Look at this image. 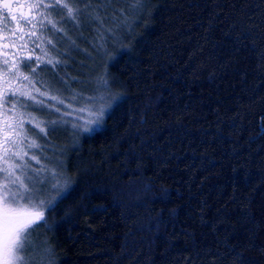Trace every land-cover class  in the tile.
Here are the masks:
<instances>
[{
  "label": "trees",
  "instance_id": "16d2710c",
  "mask_svg": "<svg viewBox=\"0 0 264 264\" xmlns=\"http://www.w3.org/2000/svg\"><path fill=\"white\" fill-rule=\"evenodd\" d=\"M100 6L53 73L71 93L106 79L112 106L77 131L75 191L38 240L54 264H264V0Z\"/></svg>",
  "mask_w": 264,
  "mask_h": 264
},
{
  "label": "snow or ice",
  "instance_id": "6c2138e0",
  "mask_svg": "<svg viewBox=\"0 0 264 264\" xmlns=\"http://www.w3.org/2000/svg\"><path fill=\"white\" fill-rule=\"evenodd\" d=\"M112 2L114 0H108V5ZM121 2L126 3L127 7L119 10L120 15L127 18L136 15L143 8V0ZM94 3L98 6L93 7ZM102 4L103 0H34L29 3L0 0V33H3L0 35V41H4L3 71L0 72V79L4 84L0 89V108H3L4 113L3 119L0 120V161L6 165L0 169L5 173V183L0 184V264H31L25 253L32 230L46 222L45 211H52L59 202L75 191V186L58 167L48 168L47 165H41L39 169H35L31 166V161L39 164L40 158L36 155L29 156L26 148L40 146L35 139L29 141V132L33 129H38L39 133L44 134L47 131H55L58 126H66L69 123L68 116L87 111L88 118L83 124L78 122L80 117L77 115L71 126L74 131L89 133L95 130L94 125H99L104 119L105 109L112 106L111 103H106L99 108L85 106L67 111L71 105L65 104L64 99L57 95H51L50 84H41L45 91L36 87L38 71L43 70L40 65H58L59 61L51 58L42 60L40 56H36L37 67L31 68L30 72L25 74L23 69H29L33 57L14 53L10 59L9 48L27 49L29 44H34L47 56V50L43 48L42 43H36L44 41L47 25H51L50 30L58 32L62 29L57 28V24L67 20L83 18L96 22L100 18L99 22L102 24L107 16L105 7L100 6ZM25 8L35 15H25ZM102 12L104 16L101 18ZM56 15L60 16V20L54 19ZM11 24H15V27H10ZM28 25H31V28L25 31L24 28ZM47 43L51 45L52 40H47ZM99 47H103V44ZM100 87L106 93L108 81L100 78ZM100 99H103V96ZM118 99L119 97H112L113 101ZM9 100L13 101L10 109L6 107ZM49 100L55 103L49 105ZM60 106H64L65 110L62 111ZM36 111L58 115V119L40 120L31 114ZM26 123L32 125V128L25 127ZM26 157L28 159H25ZM51 191H55L54 196L49 194ZM45 194H49L48 198L42 199Z\"/></svg>",
  "mask_w": 264,
  "mask_h": 264
},
{
  "label": "rangeland",
  "instance_id": "374dc122",
  "mask_svg": "<svg viewBox=\"0 0 264 264\" xmlns=\"http://www.w3.org/2000/svg\"><path fill=\"white\" fill-rule=\"evenodd\" d=\"M83 7V5H81ZM54 19L60 20V16L56 15L54 16ZM100 18L97 19L99 21ZM96 21V22H97ZM96 22H89L87 20H84L83 18L78 20H67L66 22L57 24V28L62 29V31L54 32L51 29V25H47V28L44 31V41H36V43L40 44L42 43L43 48L47 50V56L42 53L41 48L36 47L34 44H29L27 49H14L11 48L9 50V56L10 59L14 53L19 55H31L33 57L32 64L30 65L29 69H23L25 74H28L30 72V69L33 67H37V63L35 61L36 56H40L42 60H47L48 58H51L54 61H59L58 65L55 64H42L40 65V68L43 70L38 71V77L36 87L40 88L41 91H45V87H41L42 83L46 82V85H51V95H57L59 98L64 99L65 104H70L71 108H68L67 111L71 112L73 108L79 109L81 107H96L99 108L101 105L105 104V98L100 99V97L103 96V93L100 92L99 85L95 86L94 90L96 92H93L92 95L87 93H71L72 87L71 83L64 78L62 79V76H60V79L65 84H61L57 82V74L53 73V71H57L58 68H62V71L65 73H68V68H71V54H74L77 51H85L83 48H81V43L83 39H85V35L82 33V30L86 27L85 24L92 25ZM52 40V44H48L47 40ZM55 45V47H53ZM90 46L95 50L96 52H100V47H98L95 42H90ZM97 46V47H96ZM63 47V49L61 48ZM31 49V51H29ZM92 50V51H93ZM70 57H66V53ZM69 59V60H68ZM3 53L0 52V72L3 71ZM51 71V72H50ZM15 83V82H13ZM61 84V85H59ZM4 87L3 80L0 79V89ZM70 91V92H69ZM75 97V98H74ZM89 98H92L89 100ZM12 100L8 101V107L11 108ZM49 105L54 104L55 101H47ZM62 108V111H64V106H60ZM106 110V109H105ZM31 111V110H29ZM11 115V112L8 113ZM32 115L36 116L40 120L44 121H51L58 119V115H48L46 112H31ZM3 108H0V120L3 119ZM79 116V123L83 124L84 120L88 118V113L85 111L84 113H75L72 116H68L67 119L69 120V123L65 125L58 126L55 131H47L46 134L39 133L38 129H33L29 132V141L32 139L36 140V143L40 146L39 148H31L27 149L29 153V156L36 155L38 158H40V163L37 164L35 161H31V166L35 169H39L41 165H47L48 168H57L62 173L65 170L66 165L68 164V158L70 155V150H72L75 147H72L73 144L75 145V141H77V131H74L71 122L75 119V116ZM25 127L32 128V125L25 124ZM94 129H97L98 125L93 126ZM82 132L81 130H79ZM39 133V135H37ZM52 135L55 138V141L51 138ZM65 144L67 145H63ZM27 143V142H26ZM61 143V144H60ZM25 159H28L26 157ZM6 167V165L3 163V161H0V169ZM64 175V173H63ZM5 173L3 171H0V184L5 183L4 180ZM50 188V186H49ZM50 195L54 196L55 191H51L49 193ZM49 194H45L42 196V199L48 198ZM47 211H45V217H46ZM46 219V218H45ZM25 255L30 259L31 264H54L52 259L50 258V252L45 249V244L40 242L38 240L37 230H32L31 235L29 237V244L26 248Z\"/></svg>",
  "mask_w": 264,
  "mask_h": 264
},
{
  "label": "flooded vegetation",
  "instance_id": "af4514ba",
  "mask_svg": "<svg viewBox=\"0 0 264 264\" xmlns=\"http://www.w3.org/2000/svg\"><path fill=\"white\" fill-rule=\"evenodd\" d=\"M16 3H29V2H34V0H14ZM25 15H35V13H29V10L27 8L24 9ZM18 15V13H17ZM10 27H15V24H11ZM31 28V25H28L24 28L25 31H29ZM0 35H3V33H0ZM3 44L4 41H0V52L3 53ZM11 48H9L10 50Z\"/></svg>",
  "mask_w": 264,
  "mask_h": 264
}]
</instances>
